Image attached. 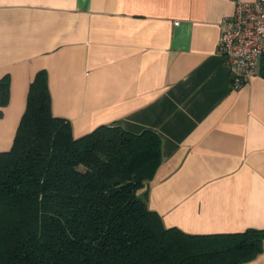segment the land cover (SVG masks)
Returning a JSON list of instances; mask_svg holds the SVG:
<instances>
[{
    "label": "crops",
    "instance_id": "crops-1",
    "mask_svg": "<svg viewBox=\"0 0 264 264\" xmlns=\"http://www.w3.org/2000/svg\"><path fill=\"white\" fill-rule=\"evenodd\" d=\"M252 1L0 0V152L44 71L52 114L74 137L118 125L160 138L147 206L166 228L264 230V54L233 89L217 48L220 21ZM245 264H264V242Z\"/></svg>",
    "mask_w": 264,
    "mask_h": 264
},
{
    "label": "trees",
    "instance_id": "trees-1",
    "mask_svg": "<svg viewBox=\"0 0 264 264\" xmlns=\"http://www.w3.org/2000/svg\"><path fill=\"white\" fill-rule=\"evenodd\" d=\"M8 76L0 79V108ZM161 140L100 125L74 137L54 116L44 71L29 86L12 146L0 152V264H245L264 230L187 234L147 206Z\"/></svg>",
    "mask_w": 264,
    "mask_h": 264
},
{
    "label": "built area",
    "instance_id": "built-area-1",
    "mask_svg": "<svg viewBox=\"0 0 264 264\" xmlns=\"http://www.w3.org/2000/svg\"><path fill=\"white\" fill-rule=\"evenodd\" d=\"M219 27L217 48L230 70L231 87L237 89L257 74L264 54V0L238 2L234 15L223 18Z\"/></svg>",
    "mask_w": 264,
    "mask_h": 264
}]
</instances>
